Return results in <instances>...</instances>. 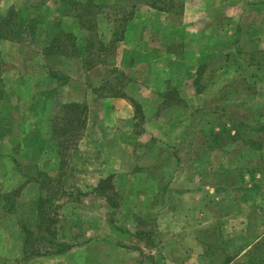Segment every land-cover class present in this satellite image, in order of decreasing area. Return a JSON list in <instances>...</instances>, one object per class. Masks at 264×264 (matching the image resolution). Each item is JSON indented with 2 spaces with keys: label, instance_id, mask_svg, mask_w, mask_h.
I'll return each instance as SVG.
<instances>
[{
  "label": "rangeland",
  "instance_id": "obj_1",
  "mask_svg": "<svg viewBox=\"0 0 264 264\" xmlns=\"http://www.w3.org/2000/svg\"><path fill=\"white\" fill-rule=\"evenodd\" d=\"M3 18L17 27L15 39L0 37V185L14 162L26 177L18 196L17 184L0 190V264L14 263L12 240L26 229L25 259L14 264H264V0H0ZM207 20L214 29L205 31ZM140 24L146 39L137 42ZM64 31L78 56L44 50ZM180 45L209 58L196 70L198 96L181 98L168 77L161 94L143 85L132 98L135 167L106 188L117 206L88 188L64 190L72 173L90 185L96 176L85 171L98 166L76 134L64 136V83L78 80L94 106L101 66V94L134 93L141 87L127 73L153 66L154 55L153 67L173 76ZM149 106L160 137L144 125ZM32 181L43 186L29 196ZM59 243L74 250L54 253Z\"/></svg>",
  "mask_w": 264,
  "mask_h": 264
},
{
  "label": "crops",
  "instance_id": "obj_2",
  "mask_svg": "<svg viewBox=\"0 0 264 264\" xmlns=\"http://www.w3.org/2000/svg\"><path fill=\"white\" fill-rule=\"evenodd\" d=\"M196 8V6L190 5L189 7H186L185 14L187 13L188 8ZM198 10V9H197ZM165 13H168V10H162ZM169 14V13H168ZM208 22V23H207ZM206 22V29H214L215 23L208 21ZM213 23V24H212ZM132 25V24H131ZM134 28L136 30L134 37L136 38V41L146 39V34L144 33V29L146 28V25L140 24V25H134ZM127 29V28H126ZM131 28L127 29L125 32L124 39L126 41L129 40V31ZM197 36L192 41L198 42ZM197 40V41H196ZM192 41L190 44H192ZM208 41V37L207 40ZM179 42V41H178ZM148 42H141L139 47H147L146 44ZM202 44V43H200ZM186 45V43H185ZM188 46V45H187ZM181 49L179 50L178 54L175 56L170 57L175 61V70L174 75L172 76V73L169 74L168 70H158L157 68L153 67L157 65L158 60L154 58V55H151V61L153 66L149 65L147 69V64L140 65L138 67H135L132 69V73L128 74V76L131 78L130 83H135L136 85H140V90L135 91L132 93V91H127L126 89L124 92L125 94L117 93V89L115 91L116 94H121L120 96H116L114 94H108L107 92L101 94L105 89L104 86L107 85V77L103 76V72L101 71V66H97L94 68L93 71H96L95 73V80H93L91 85L94 87V89L97 92H93L94 95H92V101L95 102L94 106H91L90 104H86V94H84V90L81 86L75 85L78 83V80H68L64 83V105L68 104H80L85 107L84 112H82L81 120L78 118L75 119L74 122V129H75V138L77 137V142H81V146L83 148L84 144L88 145L87 148H90L93 152L94 158L98 161V166L94 168L95 170L92 171V169L86 170L85 172L92 176L91 179L94 178V175L96 176L94 178V181L92 183L87 182L88 186H85L82 181L77 179L75 175L70 178V180H66L64 183V190L65 189H91L95 192L96 187L99 185L101 180L112 177V174L117 173H129L132 172L135 167V154H134V145L135 141H137L138 136L134 133V125H135V112H134V106L132 103V98L138 99L139 94L142 93L144 85V88L148 89L152 94L158 95L164 92V87L167 86V83L170 82L167 81V78H175L176 82L178 83V90L180 97L191 102L192 98L194 96H198L197 91L194 87V79L196 76V70L197 68L205 61L209 60L208 57L204 56L201 58H197L193 52L190 46L189 51L186 50V47L183 49V46H181ZM140 52H144V50H140ZM127 54V53H126ZM63 55V54H61ZM150 55V53L146 52L143 53L142 56ZM167 54L164 55V60ZM78 56V55H77ZM64 57H74V56H65ZM66 59H74V58H66ZM169 59V60H171ZM162 60V59H161ZM186 61H189L188 64L189 68L186 66ZM126 70V69H125ZM142 70V72H141ZM127 71V70H126ZM125 71V72H126ZM167 73L169 75H167ZM84 72L82 71V75ZM74 75V74H73ZM76 78H79V74L76 75ZM129 78V79H130ZM76 82V83H73ZM133 88V86H132ZM137 88V87H134ZM112 92V91H111ZM122 91V93H124ZM95 107V108H94ZM94 109V112L91 114L92 109ZM91 109V110H90ZM150 110V113L148 111ZM153 112V113H152ZM154 113L156 114V108L153 106H149L148 110L145 112L146 120L144 125L146 126L147 130H150L155 134V136L160 137V133L158 131L160 121H158L156 118H154ZM152 125L156 127L157 129L152 128ZM80 129V134L78 135V130ZM87 140V143L85 142ZM93 141L95 144H93ZM82 154V152L80 153ZM15 157V156H14ZM66 157V155L64 156ZM16 158V157H15ZM15 163V162H14ZM13 163V167L11 170V167L6 169V178L3 180L2 186L0 185V190H9L10 188L16 187L17 184V190L20 194V188L25 187L22 186L24 184L26 174L20 169L19 166L16 165V163ZM11 171V172H10ZM17 171V173H16ZM47 172V170H44ZM39 172H42L41 170ZM75 174H81L84 175V170L82 168H76V170L73 171ZM10 173L13 174V177L16 178V181L13 180L10 181ZM48 175V174H47ZM49 176V175H48ZM41 184V185H40ZM43 186L42 182L32 181L28 185V190H30V195H33L35 191L40 190ZM33 192V193H32ZM96 193V192H95ZM18 194V195H19ZM17 195V196H18ZM32 198H30L31 200ZM107 201V200H106ZM108 202V201H107ZM109 203V202H108ZM18 234V235H17ZM18 236V242L19 247H16L18 245V242L15 240H12V251L14 257V263L19 259H25V252H26V246H25V240L21 233H17ZM26 237V236H24ZM19 238L21 239L22 243L19 241ZM77 245V244H76ZM75 245H73L70 249L64 251L63 253H60V255L65 254L68 252H72L74 250ZM16 247V249H15ZM26 248V249H25ZM16 260V261H15ZM24 264H34V260L22 261ZM13 263V264H14ZM19 264H22L18 262ZM4 264V263H2ZM6 264V263H5ZM9 264V262H7Z\"/></svg>",
  "mask_w": 264,
  "mask_h": 264
},
{
  "label": "trees",
  "instance_id": "obj_3",
  "mask_svg": "<svg viewBox=\"0 0 264 264\" xmlns=\"http://www.w3.org/2000/svg\"><path fill=\"white\" fill-rule=\"evenodd\" d=\"M158 8L160 10H167L166 8H163V7H158ZM22 11L23 10H21L19 12H22ZM10 12H11V10H10ZM73 15L78 16L77 13H73ZM14 16H15V14L13 15V13L10 15V17H14ZM5 18H3V20L0 24V37H8V38L15 39L14 29H16L17 24H15V22H14V24H11L13 22L10 21V23H9L10 26H7L8 23H5L4 20H7ZM20 25H22V23H20ZM68 39H71V41H72L71 44L68 42ZM58 41H54L50 44H47L45 46L44 50L50 51L49 53H58V54L60 53V54H63L65 56H77L79 54V49L77 47L78 45L76 43V36L72 31H64V42L62 43V42H58ZM57 42L59 43L58 45H57ZM64 107H65L64 108V115H63L64 116V118H63L64 119V136L65 135L73 136V135H75V129H74V125H73L75 122V119L78 118L79 120H81L80 118H81L82 112H84V110H85V107L80 105V104H73V105L68 104V105H64ZM65 143L66 142L64 141V144ZM111 179H112V177L101 180L99 185L96 187L95 192L97 194L101 195L103 198H105L112 207H116L117 206L116 203H114L112 201V198H111V195L113 192L110 193V192L106 191L107 187H110V189H112V186H110V184H109V181ZM13 193L16 196L19 194L18 192L17 193L13 192ZM8 195L10 196L9 193H7V196ZM43 211H44V209L42 206V199H41L40 203L38 205V218H39L38 227L39 226L41 227V225H42L41 223L43 222V220L45 218V212H43ZM26 230H27L26 231L27 232L26 241H27V239H29V236L32 233V230H29V229H26ZM59 244H57V246L59 248H57L54 251V253H57V254L63 253L64 251L70 249L73 246L72 243L71 244L70 243H64L63 246H62V244H60V245ZM26 247H27V243H26Z\"/></svg>",
  "mask_w": 264,
  "mask_h": 264
}]
</instances>
